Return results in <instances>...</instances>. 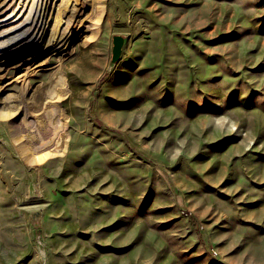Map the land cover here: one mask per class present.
Returning <instances> with one entry per match:
<instances>
[{
  "label": "rangeland",
  "instance_id": "rangeland-1",
  "mask_svg": "<svg viewBox=\"0 0 264 264\" xmlns=\"http://www.w3.org/2000/svg\"><path fill=\"white\" fill-rule=\"evenodd\" d=\"M94 2L0 73V264H264V0Z\"/></svg>",
  "mask_w": 264,
  "mask_h": 264
},
{
  "label": "bare ground",
  "instance_id": "bare-ground-1",
  "mask_svg": "<svg viewBox=\"0 0 264 264\" xmlns=\"http://www.w3.org/2000/svg\"><path fill=\"white\" fill-rule=\"evenodd\" d=\"M78 1L80 2L77 3ZM55 4L62 5L63 9L55 10L53 8ZM81 4V0H0V24H6L11 32L15 31L12 36L0 41V73L5 70V66L13 64L12 61L21 59L20 57L24 63H29L36 54L34 51L36 48H44L45 50V48L50 47L51 49L63 47L68 39V28L76 21L75 9ZM98 9L102 10L103 13L105 11L104 7L95 8L91 16L97 13ZM93 19V24L99 26L102 16ZM4 33L0 34V39L2 36L8 35L7 31ZM29 72L22 73L17 80H24ZM64 81L65 79L60 77L59 84H56L48 92L50 102L64 97ZM17 107L19 108V106ZM53 109L56 111L55 108ZM13 114L11 109H4L0 104V118L7 119ZM27 143L21 145L24 152ZM56 154H58L57 151L45 152L40 154L35 161L43 162ZM26 161L31 162V159L28 158Z\"/></svg>",
  "mask_w": 264,
  "mask_h": 264
},
{
  "label": "water",
  "instance_id": "water-1",
  "mask_svg": "<svg viewBox=\"0 0 264 264\" xmlns=\"http://www.w3.org/2000/svg\"><path fill=\"white\" fill-rule=\"evenodd\" d=\"M124 41H125V38L121 35L113 36V40H112L113 47H112V57H111V61L113 63H116L119 60L121 56Z\"/></svg>",
  "mask_w": 264,
  "mask_h": 264
}]
</instances>
